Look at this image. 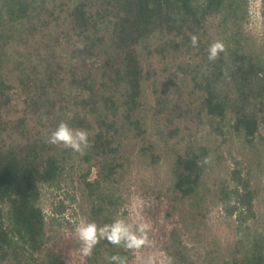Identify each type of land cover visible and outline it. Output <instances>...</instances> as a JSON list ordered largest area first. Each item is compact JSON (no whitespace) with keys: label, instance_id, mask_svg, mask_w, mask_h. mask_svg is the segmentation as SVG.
<instances>
[{"label":"trees","instance_id":"1","mask_svg":"<svg viewBox=\"0 0 264 264\" xmlns=\"http://www.w3.org/2000/svg\"><path fill=\"white\" fill-rule=\"evenodd\" d=\"M243 8L242 0H0V264H67L64 251L48 250L41 201L69 165L84 166L89 220L104 226L118 220L115 185L129 148L151 166L162 162L146 121L148 68L157 135L173 161L174 203L196 199L202 214L212 150L199 132L225 136L230 128L264 148V59L242 32ZM220 16L230 41L209 61V26ZM61 121L87 130L83 155L46 143ZM222 193L237 200L240 223L225 264H264V233L245 228L255 218L250 180ZM186 251L174 231L171 262L191 264ZM133 252L105 237L87 261L116 264L110 257L120 256L131 264Z\"/></svg>","mask_w":264,"mask_h":264},{"label":"rangeland","instance_id":"2","mask_svg":"<svg viewBox=\"0 0 264 264\" xmlns=\"http://www.w3.org/2000/svg\"><path fill=\"white\" fill-rule=\"evenodd\" d=\"M247 20L242 32L252 48L264 59V0H242ZM224 17L210 22L209 35L213 42L228 46ZM159 66L156 65L155 69ZM153 72L147 69L145 101L149 138L157 143L162 162L151 166L135 147L129 148V161L121 172L115 193L119 199L118 220L132 226L137 236L141 223H148L146 242L133 248L131 264H173L168 250L171 234L178 231L191 264H210L212 260L225 264L230 261L238 240L239 219L233 210L237 200L226 201L222 190L232 193L241 180H250L255 199V218L246 227L251 234L264 233V148L252 149L227 128L219 136L206 127L198 134L199 141L211 148V172L202 189L203 212L196 208L197 200L174 203L172 194L173 161L159 142L154 122ZM264 135V127L261 130ZM85 168L77 161L69 165L61 182L43 188L41 207L47 218L48 250L60 249L68 256L67 264H88V256L80 252L81 242L75 234L80 223H90L88 191L84 184ZM240 177V178H235ZM95 178V171L91 181ZM248 217L249 214L245 213ZM247 229V228H246Z\"/></svg>","mask_w":264,"mask_h":264},{"label":"clouds","instance_id":"3","mask_svg":"<svg viewBox=\"0 0 264 264\" xmlns=\"http://www.w3.org/2000/svg\"><path fill=\"white\" fill-rule=\"evenodd\" d=\"M198 38L193 35L191 43L197 46ZM225 50L224 44L220 41L213 42L209 47V61H214L220 52ZM46 143L52 145H63L65 149L81 155L89 148L90 142L88 132L85 129H74L67 122L61 121L56 129L47 138ZM206 162V161H205ZM199 163V162H198ZM148 223H141L138 231L142 234L137 236L132 230V226L123 220H116L110 225L98 226L96 223H80L75 227V234L81 242L80 252L83 256H90L93 248L101 238H107L114 245H122L126 248H139L146 242ZM110 262L125 264V259L120 256L110 257Z\"/></svg>","mask_w":264,"mask_h":264}]
</instances>
